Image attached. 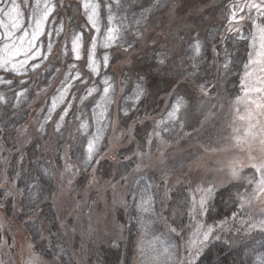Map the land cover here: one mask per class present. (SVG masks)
Masks as SVG:
<instances>
[{
	"label": "rangeland",
	"instance_id": "obj_1",
	"mask_svg": "<svg viewBox=\"0 0 264 264\" xmlns=\"http://www.w3.org/2000/svg\"><path fill=\"white\" fill-rule=\"evenodd\" d=\"M44 2L41 0V7ZM47 2L54 6V11L44 24V35L36 40L33 51L39 49V56L29 61L27 74L14 76L0 70V77L14 80L8 94L14 100L16 92L24 91L23 96H26V103L17 108L14 115L20 116L23 111L30 114L21 127L10 132L0 128V264H29L35 258H38L36 264H58L55 259L47 261L37 256L26 234L19 237L16 233L23 232L26 224L30 227L38 222L34 230L39 236L37 244L45 250L51 247L47 226L36 218L32 220L28 216L26 219V215H32L30 209L39 211L38 206L24 211L28 180L58 217L65 238L73 247L68 254L72 253L75 264H86L92 252L107 264H123V244L129 238L138 241L134 238L135 231L128 228L136 219L138 227L143 229V225L151 229L154 224L156 229L153 238H149L148 248L154 249L156 245L161 256L172 254L173 264L186 260L189 242L196 239L199 225L204 226L202 231L208 226L214 229L206 245L210 241H221L230 233L234 238L264 237V232L259 230V223L264 220V196L243 208L238 196V193L248 196L251 192L254 185H249L248 179L254 177V170L242 167L239 178H233L230 172L234 161L247 164L249 156L247 145L242 151L231 139L234 101L241 94L240 75L247 61V40H236L241 42V47L243 44L244 57L237 67L234 89L226 97H220L214 84L220 56L213 53V48L219 52L226 45V41L221 43V36L234 39L235 33L227 31L229 16L233 5L243 7L247 0H137L138 4L132 6L128 5V0H119V7L113 0H92L100 4L99 34L88 24L82 0ZM35 3L36 0H28L29 5ZM17 4L25 19L23 30L29 32L30 39L34 22L30 26L28 17L33 7H26L25 0H17ZM135 5L141 8L130 17L133 10L128 9ZM0 7L5 5L0 4ZM109 7L116 17L113 25L121 31L115 42L105 48ZM236 11L237 20L240 16L245 19L235 26L250 37L252 21L249 17H256V11H249L247 7L243 12ZM0 19L5 18L0 15ZM61 24L63 31L57 35L55 30ZM214 24H218V30L209 39L212 59L191 71L183 63L187 58V64L192 66L195 44L206 39L208 29ZM73 32L83 36L79 61L71 53ZM21 34L22 31L16 35ZM92 36H97V75L87 67V49ZM4 42L0 39V47ZM105 55L109 57L107 67L103 63ZM31 64H39V68L33 70ZM72 64L77 67L70 68ZM44 66L59 70L51 77L49 85L46 80L51 73H46ZM77 71L81 79L72 80ZM197 72H200L199 78ZM105 78L111 85V102L106 105L101 102L96 108L103 95ZM20 79L27 83L20 85ZM201 85L208 90V95L201 91ZM0 86L3 91L8 87ZM66 87L64 99L52 109L54 98H59ZM90 87L97 91L81 102ZM137 92H140L138 98ZM178 99L184 106L176 120H169L168 112ZM195 105L198 106L194 108ZM240 108L243 111L244 105ZM65 109L68 115L61 121ZM105 109L100 123H96L94 111L99 116ZM81 122H87V129L80 130ZM236 124L242 134L247 122L236 121ZM97 129L101 138L95 159L100 163L85 167L87 141L96 135ZM253 131L259 134L260 128ZM253 147V155H264L258 144ZM210 186H214V192L207 208L217 191L231 187L238 191L234 193L235 209L229 216L206 224L207 212L193 218L189 207L193 194L199 199L200 193L196 190ZM175 197H181L185 204V218L179 224L180 229L171 232L164 214ZM148 198L153 211L145 213L139 205L142 199ZM21 217L22 223L18 222ZM253 224L255 228L250 227ZM113 241L118 242V247L113 246Z\"/></svg>",
	"mask_w": 264,
	"mask_h": 264
},
{
	"label": "snow or ice",
	"instance_id": "obj_2",
	"mask_svg": "<svg viewBox=\"0 0 264 264\" xmlns=\"http://www.w3.org/2000/svg\"><path fill=\"white\" fill-rule=\"evenodd\" d=\"M114 3L119 7V0H113ZM0 4H4L5 7H0V15L5 19H0V29H3V32L0 33V39L5 41L0 47V70H3L5 73L14 76H23L26 75V67L29 66V61H34L39 56V49L33 51L36 40L41 35H44V24L48 21L50 15L54 11V6L50 5L47 0H45L43 7H41V0H36L34 6L28 4V0H25L26 7H33V12L30 17H28V24L32 27L31 38L29 37V32L23 30L25 23L24 15L19 10V5L17 0H0ZM82 7L84 9V14L87 18V22L91 25L92 29L95 30L97 34L101 32L100 28V4L93 3L92 0H82ZM244 7H247L249 11L255 10L257 13L256 17H249L252 21V32L250 37L245 36L242 33L240 27L235 25L239 23V20H244V16H240L237 20V11L243 12ZM233 11L229 16V27L227 29L229 34L235 33V40H247V61L243 63L242 74L240 75V88L241 94L238 95L234 101V115L235 119L232 123V132L233 135L231 139L234 141L235 145L240 146L241 150H244V146L247 145L249 150L248 163L243 164L239 161H234L230 167V172L233 178L240 177V170L242 167H248L254 170V177L248 179L249 185H254L251 192L248 193V196L238 193L240 199V207L243 208L246 204H251L252 200L259 199L261 196H264V155L258 157L253 155L254 144L259 145V151L264 153V0H259V3H256L255 0H247V3L241 7L239 5H233ZM116 17L113 15L111 7H109V13L107 16V26L104 33L103 47H109L115 40L118 38L121 28L113 25V21ZM260 21L259 23L257 21ZM22 34L17 37V33L21 32ZM56 34L60 35L63 31V25L61 24L56 30ZM51 35V33H49ZM17 39L19 43H17ZM227 40V36H221V43H224ZM83 36L82 33L73 32L71 35V53L73 58L79 61L82 58L81 50L83 45ZM97 47V36L91 37V46L87 49V67L90 72L94 75L99 74V64L95 59ZM194 55L191 57L193 68H198L197 58L202 57L201 45L197 42L194 46ZM49 51H51V44H49ZM213 53L219 56V52L214 47ZM23 57V59H17L18 57ZM108 55L104 56V66H108ZM163 63V60L160 61ZM233 61L230 58V54L227 48L224 49V59L220 62V67L223 68L224 73H227L230 70V65ZM30 67L35 70L39 68V64H31ZM76 64L70 65V68L75 69ZM23 70V71H22ZM67 79V77H66ZM72 80H80L81 74L79 71L76 72L75 76L71 77ZM14 80L9 79L8 76L0 77V85H7L11 88ZM20 85H24L27 82L23 79L18 81ZM102 83L105 85L103 88V95L100 98V101L96 103V108L101 106V102L105 105L110 103L109 93L111 91V85L109 80L105 78ZM68 87H71L69 84ZM26 91V89H25ZM97 89L95 87H90L86 89L87 96L81 97V102L87 99V97L92 96ZM201 91L205 95H208V90L201 85ZM67 93V87L60 93L59 98H54L52 109H55L58 101H62L64 96ZM17 99L24 95V91L15 93ZM140 92H137V98L139 97ZM6 97L0 95V103H4ZM244 105V110L241 111L240 105ZM182 100L178 99L175 104L172 105L171 111L168 112L169 120H176L178 114L182 107ZM51 111V109H50ZM106 109L99 113V116L95 115L94 111V120L96 123H100L101 118L105 115ZM125 114L127 111L125 110ZM68 115V109H65L63 114L60 116V120L63 121L65 116ZM255 120V123L252 121ZM236 121L247 122V127L243 128V133L241 134V127L236 124ZM159 124V122H158ZM87 122H81L80 130L83 131L87 129ZM259 127V134L255 133L253 129ZM60 130V125H57V131ZM159 135V133H156ZM100 129H97L96 135L92 136L87 141L86 147V159L84 160L85 167L92 165L93 163L99 164V159H95L98 152V141L100 140ZM151 143V140L148 141ZM149 187H151L149 185ZM200 193L199 199L195 194L192 196L191 204L189 207V215L193 218L197 214H203L207 210L208 200L211 198L214 192V186L207 188H198L196 190ZM247 191V190H246ZM250 197V198H249ZM139 208L142 212H152L151 208V199H142L139 205ZM250 227L255 228L256 225H250ZM203 225L197 227L195 233L196 239L189 242V251L185 261H182L181 264H197L201 253L203 251L204 245L213 237L214 229L212 226H208L206 230ZM171 232H177L175 227H170ZM259 230L264 232V220H261L259 223ZM202 237V238H201ZM218 238V237H217ZM113 246L118 247V242L113 241ZM167 252V249H164ZM35 258L33 261H30L29 264H36ZM258 264H264V256L258 257Z\"/></svg>",
	"mask_w": 264,
	"mask_h": 264
},
{
	"label": "trees",
	"instance_id": "obj_3",
	"mask_svg": "<svg viewBox=\"0 0 264 264\" xmlns=\"http://www.w3.org/2000/svg\"><path fill=\"white\" fill-rule=\"evenodd\" d=\"M128 3L129 6L138 4L137 0H128ZM140 8L141 7L139 5H135L134 8H129L128 11H134L131 12L132 14L130 17H133V13L137 12ZM220 27L221 25H219V28ZM216 30H218V24L210 26L207 31L208 35L206 39H204L203 41L200 40L199 42L201 45L202 57L197 58L198 67L201 66L204 61L206 62L212 59V44H210L209 39H211V36H215L214 34L215 32H217ZM233 40H230L228 38L226 40V45L223 46L222 49L220 48L219 51L221 62L224 59V49L227 48L230 54V58L233 61V63L230 65V70L227 73H224V70L222 67H220L219 63V69L216 71L217 77L215 78L213 76V79L215 78L214 84L219 89L221 95L220 97H226L228 92L234 89V78H236V76L238 75L237 67L244 57V51H242L243 44L241 47V42L236 40H234V43H231V41ZM187 63L188 60L186 58L183 65H185V67L187 68H191L192 71V69L194 68ZM51 69L52 67L50 66H44L43 69L46 71V73H51L48 77L49 79L46 80L47 85H49V83L51 82V77L56 75V73L59 71ZM213 70L214 68L212 69V71ZM190 73V75H193L192 72ZM199 73L200 72H197V78H199ZM194 78H196L195 75ZM194 81L196 82V79ZM2 88L3 87L0 86V95L6 97V101L4 103H0V128H2V130L6 132H10L16 127H21L22 124L29 119L30 114H27L28 111H23L21 112V114H19L20 116H15L14 113L17 108H21V106L26 103V96H22L19 99H17L16 97L14 100V98L8 94L7 90L9 86L5 89V91H3ZM197 106L198 105H195L193 107L196 108ZM195 114L196 112H193V115ZM32 186L33 185L31 184V180H28L27 187H25L26 190L23 199L25 204L23 208L25 211V209L28 207L29 209L30 207L34 209L38 206L39 211L35 212L30 209V211H32V215H26V219L28 218V216L32 220H35L36 218L39 223H43L47 226V231L50 232L49 235L51 247L49 248V250H45L42 246H39L37 244V239L39 238V236L36 235V232H34V230L38 225V222H33L30 227H28L26 224V226L23 227L26 233H24V231H16V233H18L19 237H21V234H26V237L28 238V240H30V243L34 245L32 246V248L37 256H40L47 261L55 259L58 264H75L73 262L72 253L70 255L68 254V252H72L73 247L71 246L69 241L66 240L65 234L63 233L64 231H62L61 228V224L59 220H57L58 217L56 218V215L54 214L50 203H48L47 201L45 202L44 199H41L39 193L36 192V190L32 189ZM235 190L238 191V189H235V187H231L217 191L218 193L214 195L210 202L211 204L207 208V215L205 216L206 224L209 221L216 222L219 218L229 216V212L235 209V203L233 202V199L236 198V196L234 195V193L236 192ZM184 208L185 204L183 203L181 197L173 198L171 200L170 207L168 206L167 208V213L164 214L168 219L167 223L165 224L167 226L180 229L179 224L185 218ZM167 214H169L170 216ZM171 216L172 219H170ZM152 219L154 222L155 216H153ZM23 220L24 219L21 217L18 219V222L22 223ZM138 226L139 225L137 219L135 220V222H130L128 224V228H130L132 232L135 231L134 238H137L138 241L133 242V240L129 238L125 241V244H123V264H173L174 259L172 258V254H169L168 256H161L160 252L158 253V250L154 251V249L148 248V242H150L149 238H153L152 233L156 229V227H153L154 224L151 225V229L146 227V225H143V227H145L144 229ZM233 236L235 235L230 233L223 237V240L221 241H210L203 249L200 258L197 261V264H258V257L264 256V237L244 239L245 237L241 238L242 236L239 238H234ZM86 264H107V262L97 256H94L92 252Z\"/></svg>",
	"mask_w": 264,
	"mask_h": 264
},
{
	"label": "bare ground",
	"instance_id": "obj_4",
	"mask_svg": "<svg viewBox=\"0 0 264 264\" xmlns=\"http://www.w3.org/2000/svg\"><path fill=\"white\" fill-rule=\"evenodd\" d=\"M154 248V251H156L158 248L156 247V245L153 247Z\"/></svg>",
	"mask_w": 264,
	"mask_h": 264
}]
</instances>
